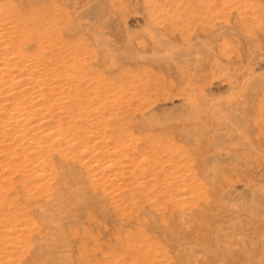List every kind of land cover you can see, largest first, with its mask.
Wrapping results in <instances>:
<instances>
[{"label": "rangeland", "instance_id": "374dc122", "mask_svg": "<svg viewBox=\"0 0 264 264\" xmlns=\"http://www.w3.org/2000/svg\"><path fill=\"white\" fill-rule=\"evenodd\" d=\"M9 2L84 68L41 100L66 140L20 205L24 264H264V0Z\"/></svg>", "mask_w": 264, "mask_h": 264}, {"label": "bare ground", "instance_id": "6f19581e", "mask_svg": "<svg viewBox=\"0 0 264 264\" xmlns=\"http://www.w3.org/2000/svg\"><path fill=\"white\" fill-rule=\"evenodd\" d=\"M45 30L37 13L20 10L9 0L0 3V264H24L30 231L28 219L21 211L23 209H20V205L29 203L28 186L50 178V165L45 156L53 150L55 144L66 140L62 138L60 127L56 126L59 127L57 130L51 121V117L55 116L54 109L44 108L42 97L44 93L52 94L53 91H60L63 85L76 82L74 78L78 76L77 68H80L79 65L82 63L80 60L74 61L73 57L68 59L65 51L63 55L64 46L58 48L56 47L58 43L55 42L56 45L53 44L54 42L50 43L47 36L51 33L48 31L46 35ZM30 45L35 46L33 53H28L27 49ZM82 65L80 69H84ZM18 87H22L20 94L28 99V107L23 106L22 102H17L19 99L14 93L7 95ZM54 95L56 97L59 94ZM56 100H58L57 104L64 105L62 97ZM58 109L56 107V110ZM132 140H121L114 149H110L109 154L111 156L119 154L118 152L126 149L127 144ZM98 143V151L105 153L108 148L107 143L104 141ZM70 144L67 142L71 148L74 144ZM89 150L91 149L86 148L82 153H95ZM84 154L82 156H85ZM143 160L144 158H141L139 162ZM85 162L87 161H84V165L87 164L86 166L91 168L99 165L98 167L101 168H98L99 170L117 169L108 162L100 161L99 164L92 160L86 164ZM94 174L93 177L97 176V173Z\"/></svg>", "mask_w": 264, "mask_h": 264}]
</instances>
